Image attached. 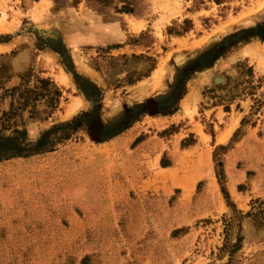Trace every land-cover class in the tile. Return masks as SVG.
<instances>
[{
    "label": "rangeland",
    "instance_id": "374dc122",
    "mask_svg": "<svg viewBox=\"0 0 264 264\" xmlns=\"http://www.w3.org/2000/svg\"><path fill=\"white\" fill-rule=\"evenodd\" d=\"M34 1L0 0V264H264V0ZM100 22L111 43L72 48ZM214 49L184 72L172 109L149 112L179 111L174 122L141 114L120 130L132 134L98 143L79 121L87 100L68 118L84 103L78 82L107 120L154 104ZM193 121L202 148L175 134Z\"/></svg>",
    "mask_w": 264,
    "mask_h": 264
},
{
    "label": "crops",
    "instance_id": "0c3cea01",
    "mask_svg": "<svg viewBox=\"0 0 264 264\" xmlns=\"http://www.w3.org/2000/svg\"><path fill=\"white\" fill-rule=\"evenodd\" d=\"M36 1V2H35ZM34 2V5H36L37 3H38V1L37 0H35ZM32 9H34V6L32 5L31 7H30V10H32ZM99 20V19H98ZM99 26H100V28H99V30H97V32H92L91 30H90V32L89 33H91L90 34V37H86V38H81V36H80V34H78V35H76L75 37H74V40H72V42L75 44V45H72V48L74 49V48H76V46H81V45H84V44H87V43H91V42H93V43H96V44H100V45H104L105 43H111L112 42V40L110 39V36L107 34V32H105L106 30H110V29H113V26L111 25V23H104V22H100L99 24H98ZM116 28H118V27H116ZM80 33V32H79ZM0 46H3V44H0ZM72 57V60H73V63H75L76 62V60L74 59V57H73V55L71 56ZM79 71H81V72H83V73H85V75H87L88 77H91V75H90V73L88 74V72H87V70H79ZM80 90V89H79ZM81 92V91H80ZM188 92V91H187ZM83 93H81V95H78V96H74L73 98H72V100L74 99V98H76V97H79V98H81L82 100H83V106H82V108H80L78 111H76L74 114H72V115H70V116H68V118H72L73 116H75V115H77L79 112H81L83 109H85V107H84V104H85V100H87V105L90 103V99L89 98H87L84 94L82 95ZM187 94V93H186ZM185 94V95H186ZM184 95V96H185ZM83 96V97H82ZM183 96V97H184ZM200 96V95H199ZM182 97V98H183ZM85 98V99H84ZM182 98H180L179 100V106L180 107H182L181 106V99ZM71 100V101H72ZM104 99L102 98L101 100H100V102H102ZM71 101L69 102V104L71 103ZM68 104V105H69ZM68 107V106H67ZM192 107V105H190V108ZM183 108V107H182ZM66 110H67V108H66ZM65 110V111H66ZM185 110L183 109V112H184ZM186 112V111H185ZM189 112H191V110L189 109V111L188 112H186V113H189ZM181 113V112H180ZM143 114H145V115H143V117H147V116H149L150 118H153V117H163V118H166V117H168V119H170V123L171 122H174L175 120H173V119H177V118H179L180 117V115H179V111H177V112H175V113H171V114H165V115H151V114H149V113H146V112H144ZM229 114V113H228ZM183 117H185L184 115H183ZM188 119V118H187ZM235 122V123H234ZM238 122V118H236V117H227V118H225V120H224V123H225V125L223 126V128H222V130H220L218 133H217V135H216V137H215V140H216V143H221V142H219L220 141V138L221 137H223V136H225L226 134L225 133H228V134H232L233 133V131L235 130V128H236V124H238L237 123ZM233 123V127H231L230 128V125ZM190 124V126L188 127V129L186 130V132H184V133H181V132H179V133H175V134H192L193 136V138H195L196 139V142H195V144L194 145H191L190 147H188L189 149H198V148H200L203 144H200L201 142L200 141H202V140H207L208 139V133H206L205 131H204V129H203V127H202V125L200 124V123H196L195 121H193V122H190L189 123ZM130 126L131 125H129V126H127L123 131H120V132H118L116 135H114L113 137H111V138H108V139H106V140H103V141H100V142H98V143H101V142H108V141H111L112 139H115L119 134H132V132H131V130L130 129H128V128H130ZM229 128H230V130H229ZM128 129V130H127ZM130 130V131H129ZM187 136V135H186ZM205 144V143H204ZM202 148V147H201ZM186 149H183V151H185ZM175 163H177V161L175 160L174 161ZM165 166H167V165H165ZM143 183V182H142ZM126 186H128V187H136V188H138V187H143V184H141V182L139 183V182H135V183H133V181L131 180V183H127L126 184Z\"/></svg>",
    "mask_w": 264,
    "mask_h": 264
},
{
    "label": "water",
    "instance_id": "95a60500",
    "mask_svg": "<svg viewBox=\"0 0 264 264\" xmlns=\"http://www.w3.org/2000/svg\"><path fill=\"white\" fill-rule=\"evenodd\" d=\"M252 28H256V26H253ZM33 30H36V34H38V36H40L41 38L44 39H52L55 42H50V47L51 48H55L56 43H60L59 41V36L57 34V32H55L52 28H43V27H37ZM243 37L242 33H236L232 38H230L229 40H226L222 43H215V45H210V48L214 47V46H227L230 42L232 41H239L241 40ZM208 48V49H210ZM63 49V48H62ZM208 49H206L205 51H207ZM201 52L200 54H198L197 56H195L194 58H191L189 60H187L186 62H184L176 71V73L174 74V80L170 86V89L164 93V94H159L157 96H155L154 98H152L153 103H161L162 105H164L165 107H168L169 109H172L173 106L175 105L176 102V98H177V93L179 90V87L182 85V79L185 78V71L189 68H191V66L193 65V63H197V67H196V71H200L203 70L207 67L208 61L212 59V56L210 54H205L204 52ZM131 112L129 113L133 118H137L138 116H140L141 114H143L146 111H142L140 107H130ZM155 112H166L167 110H160V109H154ZM147 113V112H146ZM124 118V114H119L116 117V120L113 121L114 123L116 122H121ZM1 153L3 152L2 150L0 151ZM0 153V155H1Z\"/></svg>",
    "mask_w": 264,
    "mask_h": 264
},
{
    "label": "flooded vegetation",
    "instance_id": "af4514ba",
    "mask_svg": "<svg viewBox=\"0 0 264 264\" xmlns=\"http://www.w3.org/2000/svg\"><path fill=\"white\" fill-rule=\"evenodd\" d=\"M223 45L219 46V49H222ZM217 50L214 49L213 51L209 52L213 57H215ZM186 71L185 73H187ZM79 89L81 93H83L87 98L90 99L88 110H86L79 119L82 125L85 126L88 134L94 138L106 140L108 138L113 137L116 135L121 128L126 126L128 122L133 120V117L129 114L131 112L130 107H128L124 112V118L121 122L114 123L113 121L116 120V117L109 118L107 120H103L98 114V105H97V98L98 92L92 91L90 88L88 89L86 85H79ZM177 100V99H176ZM136 107H140L142 111H146L149 113L152 109H162V110H169L168 107H165L161 103H150L144 102L143 104L135 105ZM132 106V107H135Z\"/></svg>",
    "mask_w": 264,
    "mask_h": 264
},
{
    "label": "trees",
    "instance_id": "16d2710c",
    "mask_svg": "<svg viewBox=\"0 0 264 264\" xmlns=\"http://www.w3.org/2000/svg\"><path fill=\"white\" fill-rule=\"evenodd\" d=\"M129 11V10H128ZM129 12H131V11H129ZM255 30H257L258 32H257V37L258 38H260V39H262V40H264V27L263 28H260V27H258V28H256ZM245 40V39H244ZM79 85H81V84H79V82H78V86Z\"/></svg>",
    "mask_w": 264,
    "mask_h": 264
},
{
    "label": "bare ground",
    "instance_id": "6f19581e",
    "mask_svg": "<svg viewBox=\"0 0 264 264\" xmlns=\"http://www.w3.org/2000/svg\"><path fill=\"white\" fill-rule=\"evenodd\" d=\"M69 112V111H68Z\"/></svg>",
    "mask_w": 264,
    "mask_h": 264
}]
</instances>
